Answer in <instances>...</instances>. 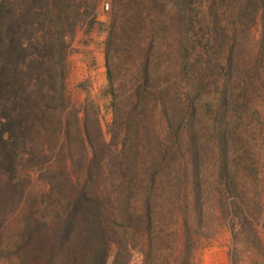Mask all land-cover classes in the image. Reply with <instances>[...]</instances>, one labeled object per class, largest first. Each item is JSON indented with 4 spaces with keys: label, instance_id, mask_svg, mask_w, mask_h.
<instances>
[{
    "label": "rangeland",
    "instance_id": "1",
    "mask_svg": "<svg viewBox=\"0 0 264 264\" xmlns=\"http://www.w3.org/2000/svg\"><path fill=\"white\" fill-rule=\"evenodd\" d=\"M185 3L181 13L175 6L174 20L180 30L178 22L186 19L189 98L201 108L204 147L209 156L217 151L220 165L227 139L234 181L241 193L250 188L252 200L246 209L233 196L212 199L218 215L203 225L192 261L264 264V0ZM49 5L59 14L50 0H0V264L44 261L73 204L86 195L88 180L99 186L107 214L130 201L145 208L139 195L117 200L127 168L144 163L137 161L134 133L126 135L133 130L129 102H121L116 114L108 92L105 41L113 0H96L95 10L81 4L80 17L75 11L63 25L50 19ZM94 14L98 21L91 26ZM163 33L152 28L147 37ZM168 37L156 50L160 60L169 52ZM164 135L155 140L162 152ZM123 223H112L123 232L118 239L111 234L108 264L122 248L130 253L128 264H166L170 251L155 241L150 246L136 216ZM176 239L172 235L169 250L183 264V230L177 245Z\"/></svg>",
    "mask_w": 264,
    "mask_h": 264
},
{
    "label": "trees",
    "instance_id": "2",
    "mask_svg": "<svg viewBox=\"0 0 264 264\" xmlns=\"http://www.w3.org/2000/svg\"><path fill=\"white\" fill-rule=\"evenodd\" d=\"M175 1L113 0L105 41L108 92L112 95L114 112L117 114L121 102H129L133 130H128L126 135L131 131L134 133L137 161L142 159L144 163V167L127 168V174L124 173V179L118 185L117 200L121 202V196L132 200L139 195L143 199L141 206L145 208L139 210L130 201L124 209L119 207L116 211L114 206L107 214L106 201L96 193L99 186L96 189L94 181L88 180L86 195L73 204L70 217L63 221L45 260L29 264H108L113 241L111 234L117 235L118 239L123 232L112 223L115 220L123 225V220H133L135 216L148 236L150 246L155 241L156 245L170 251L165 256L166 264H177L169 241L172 235L178 239L183 230L186 243L182 262L194 264V248H198L204 235L203 225L207 219L212 221L213 215H218L213 200L217 196L221 201L233 196V203H242L246 209L252 201L250 188L245 187L241 193L240 186L234 181L225 152L227 139L224 140L222 152L225 155L221 153L224 160L221 159L220 165L215 161L219 158L217 151L212 148L213 153L209 156L204 147L201 108L198 102L189 98L193 65L189 57L186 19L178 22L181 31L174 20L177 17L175 6L181 13L187 0ZM50 3L59 10V14L55 12L53 15L49 5L50 19L62 25L75 11L80 17L78 7L81 4L96 9V0H50ZM171 8H175L173 14ZM95 17L96 14L91 26L98 21ZM77 21L73 24V34ZM152 28L162 29L163 36L149 34L148 38ZM166 35L169 36L166 40L169 52L160 60L156 50L160 51ZM125 87L129 91L126 92ZM161 134H165L166 142L163 152L155 143ZM3 140L0 131V141ZM149 162L150 166L155 165L152 170L147 167ZM253 169L257 178L259 171L256 166ZM89 187H93L92 190ZM110 216L114 220L111 221ZM235 226L236 219L232 218V227ZM124 251L126 248L118 251L112 264H128L130 253L127 251L124 255Z\"/></svg>",
    "mask_w": 264,
    "mask_h": 264
}]
</instances>
